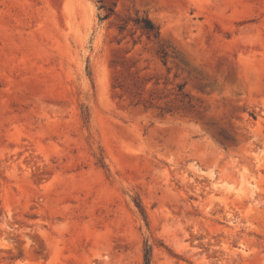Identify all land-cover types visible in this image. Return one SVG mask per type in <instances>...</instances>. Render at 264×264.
I'll use <instances>...</instances> for the list:
<instances>
[{"label":"rangeland","instance_id":"obj_1","mask_svg":"<svg viewBox=\"0 0 264 264\" xmlns=\"http://www.w3.org/2000/svg\"><path fill=\"white\" fill-rule=\"evenodd\" d=\"M148 251L264 264V0H0V264Z\"/></svg>","mask_w":264,"mask_h":264},{"label":"trees","instance_id":"obj_2","mask_svg":"<svg viewBox=\"0 0 264 264\" xmlns=\"http://www.w3.org/2000/svg\"><path fill=\"white\" fill-rule=\"evenodd\" d=\"M149 28H150L151 30H154L153 25H151ZM145 261H146V264H150V253H149V251L146 253Z\"/></svg>","mask_w":264,"mask_h":264}]
</instances>
